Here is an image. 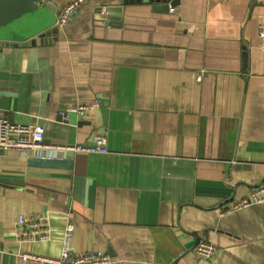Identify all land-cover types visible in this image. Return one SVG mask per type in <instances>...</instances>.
Here are the masks:
<instances>
[{
    "label": "crops",
    "instance_id": "crops-1",
    "mask_svg": "<svg viewBox=\"0 0 264 264\" xmlns=\"http://www.w3.org/2000/svg\"><path fill=\"white\" fill-rule=\"evenodd\" d=\"M123 1H89L50 44L0 48L11 121L44 146L108 131L104 154L0 149V264L58 257L68 219L75 252L119 264H264V203L224 211L264 186V0ZM79 104L95 106L63 117ZM40 214L52 240L19 243L18 218Z\"/></svg>",
    "mask_w": 264,
    "mask_h": 264
},
{
    "label": "built area",
    "instance_id": "built-area-1",
    "mask_svg": "<svg viewBox=\"0 0 264 264\" xmlns=\"http://www.w3.org/2000/svg\"><path fill=\"white\" fill-rule=\"evenodd\" d=\"M89 1L91 0H69L68 4L58 12L55 25L63 27L68 24L81 12ZM45 2L46 0H41L42 4H45ZM261 28L260 36L264 38V27ZM94 106L95 104H79L67 109L63 113V117L68 119L71 113H77L83 117L88 115L94 109ZM107 140L108 131L105 130L97 134L89 142L75 143L73 145L44 146V131L41 127L11 121L0 109V149L2 150L38 151L42 148H52L63 154H104L108 151ZM257 203H264V186H259L241 201L226 205L224 211L232 212L248 208ZM49 220V214L21 215L18 218L15 230L19 243H24L27 239L32 241H51L52 233L49 228ZM74 230V222L68 219L61 240V253L58 257L43 256L31 252H20L17 258L20 261L33 264H119L122 262L121 259L115 258L110 253L102 250L75 252L72 246ZM193 251L200 261H210L218 251V248L213 242L199 240L195 244Z\"/></svg>",
    "mask_w": 264,
    "mask_h": 264
},
{
    "label": "water",
    "instance_id": "water-1",
    "mask_svg": "<svg viewBox=\"0 0 264 264\" xmlns=\"http://www.w3.org/2000/svg\"><path fill=\"white\" fill-rule=\"evenodd\" d=\"M139 1V0H138ZM170 1V3H169ZM133 0H124L127 4ZM168 9L174 7L176 0H149ZM102 9H99L101 13ZM106 12L120 11L114 7L105 8ZM58 10L41 0H0V48L23 42L26 45L50 44L59 35L55 25ZM104 20L107 18L102 17Z\"/></svg>",
    "mask_w": 264,
    "mask_h": 264
}]
</instances>
